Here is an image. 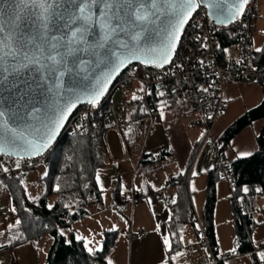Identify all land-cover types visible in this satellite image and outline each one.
<instances>
[{"label":"crops","instance_id":"0c3cea01","mask_svg":"<svg viewBox=\"0 0 264 264\" xmlns=\"http://www.w3.org/2000/svg\"><path fill=\"white\" fill-rule=\"evenodd\" d=\"M237 54L236 47L228 46L224 51L223 59L231 60L236 58ZM163 97L164 100L157 105V120L152 126L149 135L146 133L148 120L142 101L140 99V101L138 99L133 100L132 97L126 101L124 109H126L127 135L131 141L129 145L131 162L123 160V162L118 164V167L128 169V163L131 166H137L135 181L147 197L133 207L124 202L125 196L120 191L121 180L123 179L121 178L117 189L122 200V204L118 207L122 212L120 213L118 209L113 207L111 200L113 192L101 190L104 196V206L92 207L88 218L93 215L97 217L104 216L107 213L110 218L109 223L117 229L118 238L116 246L106 258L107 264L109 261H111V264H165L168 251H166L163 242L164 237H168L169 243L172 245V238L168 231L170 213L161 202L150 195L151 189L153 187H165L171 180L176 179L188 170L189 175L191 170L194 171L197 168L195 166H199L201 162L210 163V152H207L203 157H198L204 133V127L200 123L199 115L192 111L185 100L178 99L174 91L171 93L164 92ZM263 98V88L256 84L226 82L224 86L226 108L215 122L213 141L217 142L224 131L247 111L260 106ZM263 124V120L254 121L231 140L223 153L229 163L240 158L249 157L258 151L257 138ZM157 130L158 132L161 131L167 140L170 136L173 142L170 143L168 148L161 149V145H159L154 146L152 152L146 151L144 148H146L148 138L155 134ZM106 149L107 157L98 174L105 171L109 164L113 165L108 160L107 144ZM179 154L182 156L176 159ZM192 155L193 159L191 158ZM210 166L207 168V173L212 170ZM207 173L205 174L206 177ZM191 178L194 179V176ZM189 191L192 194L190 186ZM216 191L217 197L224 200L222 203L227 205L228 198L223 199L221 194L218 193L217 188ZM170 192L176 193L175 188L171 187ZM263 199L264 197L258 196L255 200L251 201L250 205L248 204L244 207L250 221L251 237L255 244H260L264 241V234L262 233L255 239V232L258 228L256 214L263 211V206L260 207L261 201L264 203ZM217 204L218 200L214 208V225L218 252L220 254L225 252L233 254L226 264H252V258L248 254L236 252L232 209L227 213L226 217H223L221 210L217 208ZM2 216L6 217L8 215L0 214V217ZM161 223L164 224L162 225ZM158 225L159 230H157ZM1 226L0 233L3 235H0V246H4L5 248L0 251V264L44 263L47 250L52 242L49 237H44L35 244L22 243L12 248L13 239H16L11 233L12 231L9 232L12 227L6 224V220L2 225L0 224ZM230 230H232L234 237L233 247L223 244L222 235L230 232ZM128 231L133 232L136 236L129 238L126 234ZM141 232L144 233L141 234ZM181 244L182 248L178 251L180 255L177 256L175 254L173 257L174 264H209L205 254L200 249L193 226H186L183 229ZM233 248L235 249V253L230 251Z\"/></svg>","mask_w":264,"mask_h":264},{"label":"snow or ice","instance_id":"6c2138e0","mask_svg":"<svg viewBox=\"0 0 264 264\" xmlns=\"http://www.w3.org/2000/svg\"><path fill=\"white\" fill-rule=\"evenodd\" d=\"M250 3L251 0H234L232 14L224 16L223 11L216 13L217 22H237ZM13 5L17 11L12 27H5L3 21H0V83L6 84L8 91H12L19 87L17 79L26 72L35 78L33 83L36 88L47 84L50 79L52 83L49 91L55 89L57 94L64 89L71 90L69 78L72 74L86 71L88 65L94 62V59H84L85 56L95 58L102 52L109 56L115 55L109 48L113 43L117 44L121 55L125 56L124 60L114 64L113 72H118L126 61L133 58L139 60L137 53L141 41L147 39L149 26L161 20V17L169 19L168 44L160 50L161 55L153 66L162 67L170 63L180 38V30L200 6L199 0H179L178 3L177 0H3L0 16ZM20 13L32 20L35 29L27 38L18 31ZM141 62L146 66L148 64L147 61ZM111 75L109 73V78ZM28 90L34 91L31 84ZM144 90L141 85L139 91ZM103 92L104 89H99L89 101L92 107L99 102ZM137 98L135 94L132 97L133 100ZM17 103L13 98L12 105L7 102L0 104V153L5 146H18L15 127L18 121L39 119V107L33 104L30 109L21 106L14 110L13 105ZM74 106L70 104L59 109L55 126L36 128L37 135L31 139L20 132L19 138L24 140L23 147L42 154L51 145L56 131L62 126L61 121L67 118ZM196 175L194 171L193 176ZM163 242L166 251H171L168 237H164ZM85 247L90 254L100 250L89 248L87 244ZM230 251L235 253L234 248ZM259 256L264 260V252H260Z\"/></svg>","mask_w":264,"mask_h":264},{"label":"trees","instance_id":"16d2710c","mask_svg":"<svg viewBox=\"0 0 264 264\" xmlns=\"http://www.w3.org/2000/svg\"><path fill=\"white\" fill-rule=\"evenodd\" d=\"M221 41L222 59L223 50L230 44L224 37H221ZM256 62L264 66V43L261 51H256ZM262 88L264 91V85ZM150 91L151 98H154L156 89L151 88ZM172 91L170 89L169 93ZM257 120L264 121V98L260 106L247 111L224 131L216 142L219 151L223 154L231 140ZM105 130L106 126L97 127L93 121L87 120L76 133L64 134L51 149L46 174L38 180L41 193L37 198H28L19 177L0 180V191L10 198L19 221L11 232L16 237L12 248L22 243L35 244L49 237L52 242L43 264H107L106 258L116 246L117 231L105 232L100 250L90 254L85 242L77 240L72 230L75 223L89 217L92 207L104 206V196L98 187L97 176L107 157ZM257 140L256 153L231 163L237 196L244 207L250 205L256 197H264V124ZM188 171L169 182L170 187L175 188L177 201L169 207L168 231L172 238V250L167 252L165 264H174L173 257L182 248L183 229L186 226L194 227ZM218 180L217 170L212 168L207 173L201 214L205 234L215 254L219 253L214 225ZM111 200L113 207L118 209L122 204L118 190L113 191ZM231 209L236 252L247 253L251 248L247 235L232 203ZM118 212L122 213L119 209ZM246 221L250 226L247 215ZM4 248L0 246V251Z\"/></svg>","mask_w":264,"mask_h":264},{"label":"built area","instance_id":"2783aa9c","mask_svg":"<svg viewBox=\"0 0 264 264\" xmlns=\"http://www.w3.org/2000/svg\"><path fill=\"white\" fill-rule=\"evenodd\" d=\"M260 18L259 0H251L239 20L227 26L214 25L208 17L207 9L199 6L185 27L168 67L158 71L142 64L128 67L102 101L98 102L95 107L80 106L63 130V135L74 134L87 120L93 121L97 127L106 126L105 134L112 131L118 135L123 149V160L131 162L129 153L131 141L127 135L126 118L122 111L126 101L114 103L113 95L121 87L140 94L148 120L146 133L149 135L157 120V105L164 100L161 92L169 93L170 89H173L177 98L185 100L192 111L199 115L200 123L205 128L202 144L207 140H211L213 144L211 166L217 170L219 179L226 181L229 185L231 202L251 247L246 254L252 258V264H264V260H261L259 256L260 252H264V241L260 244L252 241L251 228L246 221V211L241 199L237 196V184L231 171V163L225 159L216 142L213 141V129L216 120L226 108L224 99L226 82H248L260 87L264 85V66L257 65L256 51L253 49V34ZM221 37L226 39L229 46L236 47L238 53L236 58L231 60L220 58ZM222 56L224 57V53ZM141 85L144 91H139ZM151 88L156 89L154 98H151ZM50 152L51 150L35 159L15 158L0 154V180L19 177L22 189L26 190L28 187L24 181L26 174L36 168L46 170L49 166ZM132 170L135 174L137 166L132 165ZM121 176L122 174L119 173L117 179ZM170 188L168 183L163 188L153 187L150 193L168 210L177 201L176 193H171ZM113 189H118L117 183L114 184ZM145 197H147L145 193L136 194L133 191L132 196L125 197L123 201L133 207ZM10 209H13L10 198L0 191L1 213L9 215ZM126 234L129 238L136 236L131 231ZM195 234L201 247L207 253L209 264H226L232 257L231 253H214L202 222L198 218L195 221Z\"/></svg>","mask_w":264,"mask_h":264},{"label":"water","instance_id":"95a60500","mask_svg":"<svg viewBox=\"0 0 264 264\" xmlns=\"http://www.w3.org/2000/svg\"><path fill=\"white\" fill-rule=\"evenodd\" d=\"M178 2L179 0H177V3ZM233 3L234 0H199L200 6L207 9L209 19L216 26H227L231 24L226 20L223 23L217 22L216 13L223 11L224 16L231 15ZM2 5L3 0H0V6ZM16 11L15 5H13L3 16H0V21H3L5 27H12V21L16 16ZM20 15L21 21L18 31L27 38L29 34L35 31L33 22L24 13H20ZM188 22L184 24L183 28L180 30V38ZM169 31V19L164 17H161V20L157 21L155 24L150 25L147 39L141 41L140 51L137 53L140 59L133 58L130 61H126L124 65L120 66L118 72L112 71L114 64L119 63L120 60H124L125 56L121 55V50L115 43L109 46L110 50L115 52V55L109 56L107 53L102 52L100 56L95 58L85 56L84 59H94V62L88 65L86 71L73 73L69 78L72 85L71 90L64 89L61 90L59 94H57L55 89L49 91V87L52 83L50 79L47 84L36 88L33 83L35 78L29 76L26 72L17 79L19 87L12 91H8L6 84L0 83V104L7 102L8 105H12V99L14 98L18 101L16 105H13L14 110L21 106L30 109L33 104L41 109L38 120L17 122L15 127L18 134V146L14 148L5 146L4 151L0 154L23 159H35L45 154L47 151L51 150L63 136V130L74 112L82 105H91L89 101L96 96L99 89H104L103 95L99 98V102L102 101L109 94L119 76L123 74L128 67L137 64L146 66V64L141 61H147L148 64L146 67L156 71L168 67L170 63L164 64L162 67H155L153 65L158 61L161 55L160 50L168 44L167 34ZM179 41L176 44L175 52ZM175 52L172 53V58ZM109 73L112 74L111 78H109ZM30 84L34 91L28 90ZM70 104H74L75 106L71 109L67 118L61 121L62 126L56 131L51 145L44 150L42 154H36L33 150H26L25 147H23L24 140L19 138L20 132L31 139L37 135L36 128L43 127L44 125H52L54 127L56 120L59 118V109Z\"/></svg>","mask_w":264,"mask_h":264},{"label":"rangeland","instance_id":"374dc122","mask_svg":"<svg viewBox=\"0 0 264 264\" xmlns=\"http://www.w3.org/2000/svg\"><path fill=\"white\" fill-rule=\"evenodd\" d=\"M259 6L261 10V18L256 24V29L253 34V49L256 51V49H261L263 43H264V0H259ZM164 93V91H163ZM136 95L138 98V101H140V94L136 92H131L124 90V87H121L118 89L115 94L112 97V101L114 103H119L122 101H128L130 97H133V95ZM125 108V107H124ZM122 107V110L124 111V115L126 113V109ZM204 133H205V128ZM204 133L202 136L201 143L204 141ZM105 141L107 144L108 148V160L113 163L109 164L107 166V169L103 172H100L99 175V183L98 187L100 190L104 192H113L115 191L113 189V186L115 183H117V186L119 187V180H121V188L120 191L123 193V195L126 198H130L132 196V192L134 191L136 194L143 192L141 190V187L138 186V183L135 181V174L132 170V166L130 163H128V169L126 168H119L118 164L123 162V149L120 144V140L118 135L115 132L109 131L105 134ZM172 139L169 136V139L167 140L166 137L163 135L161 131L158 132V130L155 132V134L151 135L147 142H146V151L152 152L154 146H159L161 145L162 148H168L170 143H172ZM160 150V149H159ZM212 151H213V144L211 140H207L206 143L202 144L200 146L199 152H198V157H203L207 152H210V163L206 162H201L199 166H195V172L197 173L196 176L193 177V172L189 173V186L192 191L191 194V202L193 206V211H194V230H195V221L198 218L200 222H202L201 214H202V209L204 206L205 202V189H206V181L207 177L205 174L207 173V168L209 165H211V160H212ZM182 155L179 154L176 159H179ZM212 166H210L211 168ZM121 173L122 176L117 179L118 174ZM46 174V170L43 168H36L33 170H30L25 178L24 181L27 184V196L29 199L37 198L40 193H41V187L40 184L38 183V180L43 177ZM98 177V176H97ZM216 188L218 190V193L221 194L222 198H228L227 205L223 204L224 200H221L217 197V191H216V203L218 200L217 208L221 210V215L223 217H226L227 213L231 211V191L229 188V185L226 181L219 179L216 183ZM195 189V190H193ZM256 199V198H255ZM254 199V200H255ZM52 200V199H51ZM264 201V199H263ZM263 206V211H260L256 214V219H257V230L255 232V239L259 234H264V203L261 201L260 207ZM0 214L1 210H0ZM254 214V215H255ZM232 219H233V214H232ZM6 220V224L10 225L12 227L10 231H13L15 229V225L17 224V217L14 209H10L9 215L6 217H0V224L2 225ZM110 218L108 217L107 213L103 216H96L93 215L92 217L85 219L83 221L77 222L72 226V230L76 236L77 240H83L85 244L88 245L89 248H101L102 241L104 239V234L107 232V230L111 231H116L114 225H111L109 223ZM2 228V226L0 227ZM235 232V230H234ZM70 233V232H69ZM235 235V233H234ZM223 244L225 246H232L233 247V232L230 230V232L224 233L223 235ZM198 239V238H197ZM254 239V240H255ZM253 241V240H252ZM200 249L203 251L205 254L207 260V253L201 247L199 243ZM88 250V248H87ZM229 253V252H225ZM222 253V254H225ZM1 258V254H0Z\"/></svg>","mask_w":264,"mask_h":264}]
</instances>
